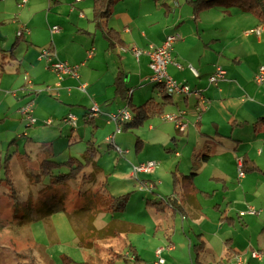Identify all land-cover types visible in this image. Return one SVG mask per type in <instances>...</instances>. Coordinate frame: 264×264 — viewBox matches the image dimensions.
Returning a JSON list of instances; mask_svg holds the SVG:
<instances>
[{"label":"crops","instance_id":"1","mask_svg":"<svg viewBox=\"0 0 264 264\" xmlns=\"http://www.w3.org/2000/svg\"><path fill=\"white\" fill-rule=\"evenodd\" d=\"M93 7L94 0H0V48L6 51L0 53L2 138L6 141L12 133L29 148L31 140L44 141L35 150L47 157L54 150L53 134L60 137L69 126L74 137L83 140L89 125L102 121L108 130L105 140L119 150L113 141L116 124L107 115L121 108L132 115L133 107L152 99L161 105V112L145 116L147 126L141 133L155 144L170 139L173 145L167 150L175 159H170V186L159 189L154 188L163 184L159 179L148 182L152 197L147 199L164 202L171 197L176 205L161 210L145 205L148 220L127 218L132 206H125L115 221L111 219L117 234L127 235L121 251L129 244L135 247L142 262L133 264H264V80L254 79L264 63V17L227 2L195 14L187 0H115L109 16L98 25ZM55 25L58 28L52 30ZM103 28L112 31L111 42ZM172 33L178 38L166 72L186 84L188 92L164 99L151 80L145 50L162 44ZM44 48L52 55L50 61L77 65L76 75L59 77L40 56ZM133 48L142 51L135 56ZM217 66L224 76L210 82ZM30 100L31 123L19 109ZM93 104L98 106L96 115L90 111ZM165 113L177 118L163 121ZM137 142L142 140L137 137ZM201 154L206 159L194 165ZM155 161L149 172L139 175L157 176L153 170L164 161L158 157ZM86 168L91 170L89 165ZM192 172L195 189L183 193L173 178ZM135 176L131 168L122 170L123 180L138 179ZM102 183L96 189L112 195ZM204 197L217 201L212 207ZM248 207L255 211L250 213ZM121 224L127 231H121ZM146 230L158 236L152 259H144L128 235ZM115 233H109L108 240ZM199 241L204 244L201 250L196 247Z\"/></svg>","mask_w":264,"mask_h":264},{"label":"rangeland","instance_id":"2","mask_svg":"<svg viewBox=\"0 0 264 264\" xmlns=\"http://www.w3.org/2000/svg\"><path fill=\"white\" fill-rule=\"evenodd\" d=\"M171 4H174L173 1ZM148 89L151 91L150 86ZM176 96L172 93L171 98ZM95 124L93 127L89 125V135L83 140L76 139L69 126L61 132L60 137L58 133L50 137L54 148L51 150L53 155L50 158L58 161L67 160L70 156L83 159L82 155L89 144L86 140L91 139L94 142L93 145L99 151L96 164L101 168V172L93 183H82V179L79 178L56 185L46 182L47 178L38 182L31 181L24 168L36 169L39 161L46 158L43 156L44 153L35 150L41 146L40 142L44 141L35 144L37 142L31 140L30 148L33 149L31 150L28 146L22 145L25 143L24 139L18 137L16 142L10 144L12 139H16L15 135L9 134L5 141L2 138L3 133H0V178L4 176L3 164L6 165L8 159L5 160V157L8 155L11 178L17 190L16 201L21 203L16 211L7 181L0 179V183L3 182L0 184V264H97L120 252V245L127 235H118L117 230L113 229L115 226L111 219L115 221V217L120 213L111 214L103 208L104 200L100 199L96 189L101 181L112 195L128 193L126 207L131 205L132 208L130 207V212L125 213L127 218L148 220L145 202L147 197H152L150 192L152 182H157V179L163 182L157 183L154 188L170 186L172 167L170 159H175V156L168 152L167 147L168 145L172 147L173 143L166 138L155 144L153 140L145 138L141 132L147 126L146 122L145 126L141 124L142 127L139 125L136 128L115 132L113 141L119 147L117 150L112 141L105 140L108 133L105 123L101 121ZM82 131L83 128L80 132ZM137 137L142 140L141 143L137 142ZM157 157L164 161L153 170L157 176H151L152 172L141 175L138 172L135 174L138 179L121 178L123 169H132L133 164L155 160ZM85 171L88 173L90 169L86 168ZM148 179L150 181H145ZM262 197L264 198V194ZM204 198L212 207L217 201L215 197ZM121 225L123 229L121 231H125L126 228ZM112 231L116 233L108 240L109 237L106 236ZM128 235L133 240L132 243L137 245L141 256L144 259H152L158 236L153 237L151 230L139 235ZM113 237L117 238L114 240ZM128 252V247H123L120 253L128 255L129 260L117 257L115 264H133L132 255ZM24 254L33 256L35 262H27Z\"/></svg>","mask_w":264,"mask_h":264},{"label":"trees","instance_id":"3","mask_svg":"<svg viewBox=\"0 0 264 264\" xmlns=\"http://www.w3.org/2000/svg\"><path fill=\"white\" fill-rule=\"evenodd\" d=\"M114 1L115 0H94L93 18L98 25H100V20L105 19L109 16L111 11V6L113 5ZM187 1L192 5L195 14L198 13L202 8H205L209 5L227 2V4L229 5L233 4L243 9L251 10L253 13H255L257 16L261 18L264 17V0H187ZM103 31L106 32L105 36L108 39V41L111 42V38L113 34L112 31L104 28ZM0 53L4 54L6 53V51H3L0 48ZM7 54H9L10 56L13 55V50L9 49L7 51ZM3 70L4 67L0 64V74ZM157 85L159 86V84ZM159 90L163 93L164 99L170 98L169 94L165 92L161 86H159ZM130 111L131 112L134 111V113H132V119L130 121H126L122 123V130H125L127 128H135L143 124L146 115L150 113L161 112V105L153 102L152 99H150L138 107H133V111L132 110ZM261 120H264V117L261 118ZM16 140L17 137L16 139H12V142H10V144L16 142ZM87 143L89 144L82 155L83 159L70 156V158H68L67 160L58 161L50 158L53 155L51 153L49 154V156L47 155L46 158L41 159L39 161L36 169L34 168L32 170L31 169L29 170L28 168H24V170L29 175V178L33 182H38L43 178H47L46 182H49L50 185H56V184H65L69 181H73L79 178L82 179V183L85 182L93 183L95 182L96 177L99 173V170L96 166V157L98 152H97V148L93 145V142L88 140ZM43 150H46V148H44ZM206 157H207L206 154H201L198 158V161L194 162V165H199L202 161H204V159H206ZM6 159H8V161H6V165L5 163L3 164L4 176L0 179L7 181L9 189L11 190L10 197L13 198L12 200L13 206L17 211L21 203L16 201L15 193H17V190L13 185V180L11 178V168H10V164L8 163L10 157H8L7 155L5 157V160ZM88 165L91 166V170L87 173L85 171V167ZM2 183L3 182H1L0 184ZM173 183L175 187L176 184H180L183 193L191 192V190L195 189L193 184V172L189 174H181L179 177L174 176ZM102 186L105 187L104 183H102ZM97 194H100V199L103 198L104 200L103 208L108 210L111 214L120 213L122 210H124L127 202L128 193L120 194L116 196L107 193L106 196H104L103 193L100 192V189H97ZM145 204L147 206L159 210L163 209V207L166 206L167 204H169L172 207H175L176 205L175 200L171 199V197L165 199L164 202L163 200L157 201V200L146 199ZM69 216L71 217L70 214ZM72 220L73 219H71V221ZM196 247L198 248V250L203 249L204 247L203 241H199ZM128 251L132 255L133 262H142V258L137 253L134 246L129 244ZM24 256L27 257V262H35L34 257L31 256L30 254L28 255L24 254ZM117 257H122L125 260H129L128 255L122 254L120 252H116L114 255H110L108 259L102 264H115V259Z\"/></svg>","mask_w":264,"mask_h":264},{"label":"built area","instance_id":"4","mask_svg":"<svg viewBox=\"0 0 264 264\" xmlns=\"http://www.w3.org/2000/svg\"><path fill=\"white\" fill-rule=\"evenodd\" d=\"M25 0H22V2ZM58 27L55 25L52 27V30H56ZM250 31H253L251 29ZM21 32L19 31L18 34ZM178 38L177 33L168 34L165 36L164 41L160 45H150L145 52L149 56V67L152 70L153 75L151 76V80L155 83L159 84L163 88L165 92H167L169 95H172V93L175 94H181L188 92V86L186 84H180L175 79H173L168 73L166 72L167 65L172 61L171 58V49L173 42ZM141 49L139 48H133V52L135 56H138L141 53ZM92 51H89L91 53ZM40 56L45 57V59L50 62V65L52 69L58 74L59 77H61L62 74L68 73L71 75H76V68L77 65L75 64H69L65 61H50L51 60V53L49 52L48 48L42 49L40 52ZM192 69V68H191ZM224 76V70L217 66L216 71L209 76L210 82H216L218 79L222 78ZM255 81L257 83H260L264 80V63H262L257 73L254 77ZM83 87V85L81 86ZM20 112L23 115V117L31 123L34 118L32 117V109H33V101H27L24 103L20 108ZM91 114L96 115L98 110L97 104H93V106L90 109ZM68 118L75 121V117L72 114L68 115ZM163 119H176L177 116L175 114L171 113H165L162 115ZM107 119L114 121L116 124V131H120V126L124 121H128L132 119V115L129 112V110L125 108L118 109L117 111L110 113L107 115ZM157 162L155 160H148L143 163L134 164L132 165V172L133 174H136L138 172H149ZM239 175H243V171H239ZM255 209L253 207H250L249 212L253 213ZM161 248H157L155 253L157 254V262L161 263L163 262V258L160 256ZM252 255H255L253 252Z\"/></svg>","mask_w":264,"mask_h":264}]
</instances>
